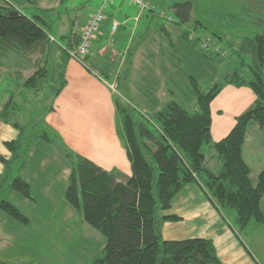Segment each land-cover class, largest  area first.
<instances>
[{
	"label": "trees",
	"instance_id": "obj_1",
	"mask_svg": "<svg viewBox=\"0 0 264 264\" xmlns=\"http://www.w3.org/2000/svg\"><path fill=\"white\" fill-rule=\"evenodd\" d=\"M252 4L242 10L231 8L213 18L193 16L191 0L170 5L177 19H174L175 24L183 27V40L192 48L200 41L201 56L213 63L225 61L231 69L221 81L215 80L207 91L199 88L192 73H186L195 94L193 110L177 101L173 91H169L170 98L164 106L151 115L141 114L128 101L115 96L117 133L126 148L130 176H122L115 169L104 170L63 146L69 164L63 197L104 239L102 249L90 264H219L209 239L165 240L161 236V222L180 217H160L158 212L168 209L171 199L190 184L201 187L236 230L264 221L261 208L264 167L253 180L251 168L243 157L248 128L253 124L264 128V1L258 0L254 8ZM38 11L27 15L9 4H0V58L11 51L23 55L26 52L41 53L42 63L37 62L35 71L23 80L22 86L37 93L49 74H53L54 86H49L52 89L49 102L40 108L41 122L45 126L43 116L53 109V101L65 85L67 50L78 46L80 34L73 33L71 26L58 38L54 37L49 10ZM147 15L164 31V21L155 9L148 10ZM192 31L208 32L209 37L220 45H213L206 37L200 38ZM205 41L207 47L202 46ZM53 49L60 55L59 64L48 60ZM226 50L228 55L223 53ZM126 76L117 77L118 91L126 89ZM227 84L249 87L255 99L236 116L230 131L213 142L210 103ZM12 97L10 95L3 105L0 117L18 130L17 138L4 142L11 153L10 159L17 162V174L11 177L10 162L1 157L5 171L0 174V212L24 224L29 218L6 199V194L15 190L32 199L30 186L19 171L34 143L48 142L56 136L46 126L45 129H34L33 125L23 144L25 126L13 119L18 104ZM203 145L210 146L218 158L220 163L216 170L207 167ZM0 264L8 263L0 260Z\"/></svg>",
	"mask_w": 264,
	"mask_h": 264
},
{
	"label": "crops",
	"instance_id": "obj_2",
	"mask_svg": "<svg viewBox=\"0 0 264 264\" xmlns=\"http://www.w3.org/2000/svg\"><path fill=\"white\" fill-rule=\"evenodd\" d=\"M41 1V3L37 1L33 3L27 0V2L33 3L36 8L29 12L19 9V6L25 4V0H0V4H9L27 15H32L39 13V9H54L59 3L57 0L54 3H51L50 0ZM99 1L96 0L93 3V11ZM146 1L156 10H159L157 8L159 4L166 2V0ZM147 13L148 10L140 11L135 5L126 1L113 0L107 6L104 19L87 51L86 65L84 66L71 58L67 59L64 67L65 85L55 97L53 109L43 116L46 128L55 133L54 140L59 144L58 147L62 154H59L55 159L59 158L63 164L61 173L64 179L68 180L69 164L62 152L63 146L71 152L87 158L104 170L115 169L122 176L131 175L126 148L117 133L118 116L115 107V90L110 87L112 83H116L117 77L123 74L127 75L126 93L128 99L135 98L140 105L137 107V111L144 115H151L162 108L170 98L169 91L174 92V89H170V85H176L177 80L185 77L186 73L179 65L180 60L175 55L174 46L179 41L182 49L188 54H192L194 48L183 40L181 36L183 27L175 22L166 21V23L163 22L164 31H161ZM88 19L79 27L75 28L72 25V32L79 35ZM112 21L118 23L114 32L111 30ZM197 32L192 31L194 35L202 34V38H205V34H209L208 32ZM205 39L213 45L219 44L214 38ZM129 53L130 57H128ZM204 61L213 63L205 58ZM126 67H128L127 72ZM9 96L7 100H9ZM254 99L255 95L247 86L237 87L227 84L221 89L210 103V132L213 142L220 140L230 131L236 116L250 107ZM7 100L3 99L0 89V112ZM262 130L257 124L248 128L243 153L246 147H248V154L255 153L264 147V136L258 141H253ZM17 136L18 130L11 124L5 123L0 117V174L5 169L1 157L12 163L11 153L4 142L13 140ZM250 139L253 145L248 146ZM51 141L43 142L49 145ZM36 146L37 143L31 146L25 164L19 171V175L30 186L31 196L29 177L32 178V176L27 175L26 177L25 171ZM37 147L42 149L43 145L40 144ZM207 147L208 153H204L206 165L210 169L216 170L220 162L212 148ZM45 157H37L36 163L39 164V168L45 167L50 162L51 159L46 155ZM244 159L251 168L250 177L254 180L259 170L264 167V159L251 158L252 161L255 159L254 162L259 164L255 170L251 165V160L245 157ZM34 167L37 168L35 165ZM39 168L37 169L40 171ZM48 191H50L49 188ZM29 200L35 202L33 196ZM261 208L264 213V194L261 199ZM68 213L69 216H73L69 211ZM165 215L180 217L178 220L161 222V236L165 240H180L190 237L206 238L212 241L219 264H264V221L253 223L241 231L236 230L231 225V221L220 214L204 190L197 184L183 187L171 199L169 208L158 212L160 217ZM80 219H82L81 216ZM28 224H30V219L24 223L26 226ZM93 235L98 236L94 232ZM100 236L102 235L100 234ZM1 237L2 235H0V241L3 240ZM103 244L104 239L101 242L100 237H96L93 241V252L98 254Z\"/></svg>",
	"mask_w": 264,
	"mask_h": 264
},
{
	"label": "rangeland",
	"instance_id": "obj_3",
	"mask_svg": "<svg viewBox=\"0 0 264 264\" xmlns=\"http://www.w3.org/2000/svg\"><path fill=\"white\" fill-rule=\"evenodd\" d=\"M29 1L33 3L34 1L42 2L41 0ZM54 1L50 0L51 3H54ZM95 1L62 0L60 2V0H57V3H59L56 8L46 9L49 10L48 19L54 31V37L58 38L60 34L65 33L72 25L76 28L83 24L92 14ZM181 1L184 0H166V2L159 4L157 8L160 12L171 15L177 20L170 9V5ZM191 1L194 7L193 16L203 18L209 13L208 16L213 18L219 14L227 13L231 8L242 10L247 5H251V3H253L252 6L254 8L257 6L258 0ZM259 1L262 2L264 0ZM33 3L25 0V4L19 6V9L24 12L36 10ZM161 19L166 23L165 19ZM205 35L204 37H209V35ZM199 37H203L202 34H199ZM53 39L52 37L51 40ZM174 48L175 55L180 60V67L185 73L190 72L193 74L202 91H207L215 80L221 81L223 75L230 72L231 65H228L225 61L214 64L204 61V57L199 53L201 48L200 41L193 47L194 52L192 54H188L183 50L179 41ZM223 53L225 55L229 54L227 50ZM199 55L202 58L198 57ZM40 59L41 53L37 51L35 53L26 52L25 55L11 51L0 58V89L5 101L9 95H13L14 103L18 104V108L15 109L16 115H14L13 119L25 126V133L22 138L23 144L33 125L34 129H45L41 122L42 110L40 108L49 102L48 98L52 91L49 86H54L53 74H49L45 85H42L43 87L37 93H33L22 86L23 80L35 71L37 62L42 63ZM48 60L59 64L60 55L56 49H53L48 54ZM226 60L228 61L229 59L227 58ZM17 74L20 75L18 76ZM113 84L115 96H120L128 101L136 110L138 106L140 107L135 98L133 100L128 99L125 88L118 91L117 84ZM170 89H174L175 99L182 103L184 107L190 110L195 109V94L186 78V74L185 77H181V79L176 81V85H170ZM262 129L258 133V137L253 141L263 138L264 128ZM52 140L49 145L43 141L36 142L37 146L42 144L43 148L40 149L36 146L26 165L25 176H32L29 179L35 202L23 197L15 190H10L6 194V199L30 219V224L26 226L15 221L7 214L0 212V235L3 238L0 241V260L8 264H90V260L97 253L93 252V241L98 236L101 242L103 241V237L100 236L98 231L94 230L83 219H80L79 214L63 198L62 193L68 184V180L62 176L61 168L63 164L61 160L59 158L55 159L59 154H62L58 147L59 144L56 140ZM251 144L253 145V142L250 139L248 146ZM247 148L244 149L243 153L245 158L249 160L251 158L264 159V147L252 154L247 153ZM202 151L207 154L208 147L203 145ZM45 155L51 160L45 167L39 168V164L36 163L37 157H45ZM11 161L12 163L9 164V167L12 177L17 174L14 171L17 162L15 160ZM254 161L256 160L254 159ZM254 161L251 160V165L255 170L259 164ZM46 186L50 191H48ZM46 190L48 191L47 193L45 192ZM68 211L73 214L72 217L69 216ZM93 232L98 236L93 235ZM94 246H97V244H94Z\"/></svg>",
	"mask_w": 264,
	"mask_h": 264
},
{
	"label": "built area",
	"instance_id": "obj_4",
	"mask_svg": "<svg viewBox=\"0 0 264 264\" xmlns=\"http://www.w3.org/2000/svg\"><path fill=\"white\" fill-rule=\"evenodd\" d=\"M113 0H100L99 4L96 6L93 13L90 15L87 23L83 27L81 34H80V42L78 46L74 49L67 50V53L69 57L77 62H79L82 65H85L84 63V56L87 54L88 48L90 46V43L92 39L95 37L96 33L99 30V26L104 19L105 11L107 9V6L112 3ZM130 4L135 5L140 11L144 10H151L153 9L149 3H147L145 0H123ZM155 12L160 15L161 17L165 18L167 21H173L172 17L170 15H166L163 12L156 11ZM118 23L116 21L111 22V30L112 32L115 31L117 28ZM52 39V37H50ZM208 43L205 41L202 43L203 47H207ZM111 88H114L113 85H110Z\"/></svg>",
	"mask_w": 264,
	"mask_h": 264
}]
</instances>
